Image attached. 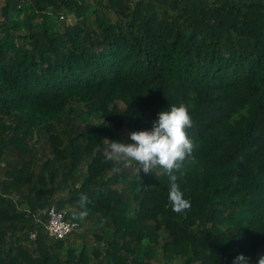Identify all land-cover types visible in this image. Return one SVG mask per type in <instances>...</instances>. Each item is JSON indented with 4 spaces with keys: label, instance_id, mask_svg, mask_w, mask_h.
I'll list each match as a JSON object with an SVG mask.
<instances>
[{
    "label": "trees",
    "instance_id": "trees-1",
    "mask_svg": "<svg viewBox=\"0 0 264 264\" xmlns=\"http://www.w3.org/2000/svg\"><path fill=\"white\" fill-rule=\"evenodd\" d=\"M1 11L0 264H90L87 248L60 252L77 229L52 241L35 225L52 207L110 232L98 264H141L146 240L165 264H258L264 0H5ZM181 103L194 150L173 170L191 204L178 214L167 170L106 155L126 122L151 131Z\"/></svg>",
    "mask_w": 264,
    "mask_h": 264
},
{
    "label": "clouds",
    "instance_id": "clouds-1",
    "mask_svg": "<svg viewBox=\"0 0 264 264\" xmlns=\"http://www.w3.org/2000/svg\"><path fill=\"white\" fill-rule=\"evenodd\" d=\"M192 126L188 108L181 103L179 106L171 105L167 111L158 113V119L153 122L151 131H138L129 134L134 143H121L109 141V153L106 160L115 164L127 165L132 161L139 164L138 172L143 169L145 173L152 172L160 166L168 172V201L175 213H182L191 207L190 201L183 198V193L177 183L178 177L173 170H180L186 157H190L194 150V143L189 139L186 128ZM108 141V140H107ZM182 174V173H181ZM87 197H82L79 206V218L88 215ZM250 258L239 255L233 264H248ZM258 264H264V255L258 258Z\"/></svg>",
    "mask_w": 264,
    "mask_h": 264
},
{
    "label": "rangeland",
    "instance_id": "rangeland-1",
    "mask_svg": "<svg viewBox=\"0 0 264 264\" xmlns=\"http://www.w3.org/2000/svg\"><path fill=\"white\" fill-rule=\"evenodd\" d=\"M0 2V7L2 6V3ZM15 14V13H14ZM12 14V16H14ZM4 16L2 11H0V19ZM15 19H18L19 21H22L23 16L19 15L18 13L15 15ZM72 22V21H71ZM21 32H26L25 28H21ZM131 123H134L133 121H130ZM129 121L125 123L123 131L115 135L112 138L113 142H121V143H126L130 139L129 134L132 133V130L130 128L131 125ZM109 153V152H108ZM61 194V193H60ZM56 208V207H55ZM61 211H66V209H63ZM90 226L93 228L89 230L88 228H78L76 233H74L70 239L67 241V243L60 249V252L62 254H66L68 248H71L72 250L76 253H80L84 248H87V254L89 257H91V260L89 261L90 264H98L100 261L101 256L100 253L97 249L101 244L107 243V240L110 237V232L108 231H100L99 229H95V226L93 223H89ZM164 234H162L163 236ZM147 253V256L145 255ZM141 261V264H165L166 261L163 258V253L161 249V244L158 245H153L146 240L144 242L143 250L142 252L139 253L136 261ZM102 264V263H101ZM172 264H182V260L180 258H177L173 261Z\"/></svg>",
    "mask_w": 264,
    "mask_h": 264
},
{
    "label": "built area",
    "instance_id": "built-area-1",
    "mask_svg": "<svg viewBox=\"0 0 264 264\" xmlns=\"http://www.w3.org/2000/svg\"><path fill=\"white\" fill-rule=\"evenodd\" d=\"M66 214L65 211L52 207L46 211H39L34 217V223L38 227L44 225L46 235L50 240H66L73 231L78 229V224L67 220ZM30 240L33 242L37 240V232L30 235Z\"/></svg>",
    "mask_w": 264,
    "mask_h": 264
},
{
    "label": "crops",
    "instance_id": "crops-1",
    "mask_svg": "<svg viewBox=\"0 0 264 264\" xmlns=\"http://www.w3.org/2000/svg\"><path fill=\"white\" fill-rule=\"evenodd\" d=\"M0 2H3V1H0ZM5 6V2L2 3V6L0 7V11L2 10V8Z\"/></svg>",
    "mask_w": 264,
    "mask_h": 264
}]
</instances>
